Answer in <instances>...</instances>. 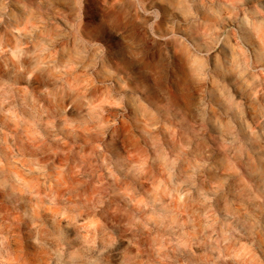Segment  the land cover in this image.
<instances>
[{
	"label": "clouds",
	"instance_id": "9594fccd",
	"mask_svg": "<svg viewBox=\"0 0 264 264\" xmlns=\"http://www.w3.org/2000/svg\"><path fill=\"white\" fill-rule=\"evenodd\" d=\"M0 264H264V0H0Z\"/></svg>",
	"mask_w": 264,
	"mask_h": 264
}]
</instances>
